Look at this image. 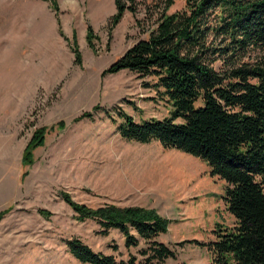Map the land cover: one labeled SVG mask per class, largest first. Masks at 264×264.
<instances>
[{
    "label": "rangeland",
    "instance_id": "obj_1",
    "mask_svg": "<svg viewBox=\"0 0 264 264\" xmlns=\"http://www.w3.org/2000/svg\"><path fill=\"white\" fill-rule=\"evenodd\" d=\"M194 1L174 0L167 12ZM120 2L134 12L126 10L109 31L114 0H0V211L8 209L0 220V264H84L65 244L76 237L117 260L142 259L143 239L125 247L116 229L100 235L93 220L76 218L61 192L92 208H154L169 220L157 240L175 253L158 264L212 263L215 230L236 223L223 199L226 182L211 176L204 161L118 134L119 111L141 122L173 108L153 76L125 69L103 75L148 37L164 9L163 0ZM207 15L215 23L214 12ZM258 55L250 51L241 61ZM221 65L219 59L213 66ZM84 112L90 116L80 118ZM40 127H47L45 143L24 166V148Z\"/></svg>",
    "mask_w": 264,
    "mask_h": 264
},
{
    "label": "trees",
    "instance_id": "obj_2",
    "mask_svg": "<svg viewBox=\"0 0 264 264\" xmlns=\"http://www.w3.org/2000/svg\"><path fill=\"white\" fill-rule=\"evenodd\" d=\"M173 2L163 0L164 9L148 37L132 43L103 70V75L125 69L140 77L153 76L156 88L173 108L168 116L141 122L119 111L117 132L129 141L146 144L155 140L164 148L199 158L211 176L226 182L223 199L236 223L215 230V241L208 243L214 256L209 264H264V0H196L192 5L186 3L187 10L168 13ZM114 4L109 31L126 10L134 12L120 0ZM52 8L59 11L54 1ZM212 11L215 23L207 15ZM86 34L93 48L90 26ZM250 51L259 53L256 60L242 62ZM76 58L79 61L78 54ZM219 59L222 65L216 69L213 65ZM85 116L90 113L79 117ZM57 124L65 126L63 121ZM46 131L47 127H40L33 132L24 148V166L33 164L34 149L44 145ZM60 197L78 220L97 223L100 235L116 229L125 247L137 246L139 238L146 242L147 247L139 251L142 259L130 255L117 260L77 237L66 239L67 250L79 262L158 264L175 257L168 245L157 240L169 220L154 208L113 204L92 208L66 192ZM7 212L0 211V220Z\"/></svg>",
    "mask_w": 264,
    "mask_h": 264
}]
</instances>
